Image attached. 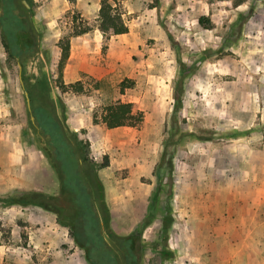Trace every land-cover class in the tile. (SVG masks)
I'll list each match as a JSON object with an SVG mask.
<instances>
[{
	"label": "rangeland",
	"instance_id": "1",
	"mask_svg": "<svg viewBox=\"0 0 264 264\" xmlns=\"http://www.w3.org/2000/svg\"><path fill=\"white\" fill-rule=\"evenodd\" d=\"M58 4L34 0L33 18L44 39L42 53L27 64L26 84L1 55L0 91L9 110L2 124H21L23 140L46 158L31 108H51L86 143L91 161H107L96 173L109 226L119 235L142 231L140 264H256L255 251L264 256V238L245 239L246 215L227 209L225 201L249 188L264 194V0H147L123 8L134 46L121 40L109 56L103 43V63L113 59L115 70L100 80L76 81L79 93L69 86L76 82L56 86L60 54L51 51L50 27L57 20L63 38L84 26L75 12L54 15ZM202 16L205 26L198 23ZM222 59L230 72L209 80L208 64ZM124 79L133 85L121 94ZM117 101L131 103L141 118L136 127L108 129L101 122L104 108ZM73 123L80 127L74 130ZM55 181L54 194L56 175ZM15 195L0 199L8 206L0 209V243L6 246L1 264H33L24 218L37 210L13 205ZM214 201L216 208L208 210ZM165 213L171 222L163 230Z\"/></svg>",
	"mask_w": 264,
	"mask_h": 264
},
{
	"label": "trees",
	"instance_id": "2",
	"mask_svg": "<svg viewBox=\"0 0 264 264\" xmlns=\"http://www.w3.org/2000/svg\"><path fill=\"white\" fill-rule=\"evenodd\" d=\"M122 2L99 0L97 26L105 38L128 31ZM34 13V0H0V42L6 61L20 64L25 84L27 64L42 53L41 32L32 21ZM198 23L205 26L208 19L202 16ZM56 45L60 51L56 86L63 89L66 85L61 80V73L69 54V40L60 38ZM132 85L133 81L124 79L119 84L120 93ZM69 86L77 93L81 91L79 82ZM31 115L45 139L44 153L57 177L58 191L56 194L25 191L10 197L9 201L35 205L52 213L56 222L67 228L87 264H140L144 249L142 231L134 229L126 235H119L109 226L103 187L96 173L99 167L107 166V161L100 166L91 161L87 157L86 143L76 133L68 131L51 108L33 104ZM140 121L129 102L109 104L101 116V122L108 129L136 127ZM166 215L162 218L163 230L171 222Z\"/></svg>",
	"mask_w": 264,
	"mask_h": 264
},
{
	"label": "crops",
	"instance_id": "3",
	"mask_svg": "<svg viewBox=\"0 0 264 264\" xmlns=\"http://www.w3.org/2000/svg\"><path fill=\"white\" fill-rule=\"evenodd\" d=\"M143 1L147 0H123L122 7L135 8L137 5L140 6ZM65 10L79 15L84 26L76 27L78 29L72 27L71 32L66 36L69 40V54L62 69L64 84L80 81L83 77H92L100 80L104 76L112 74L115 70L113 59H106V65L103 63L104 59L101 55L103 43L105 44L106 42L109 56H112L115 47L121 40L128 46H134L135 42L132 40L130 31L105 38L97 26L99 0H59V4L55 6L53 13L57 16V14ZM53 13L50 12L47 16H51ZM32 21L36 25V19L32 17ZM50 28L53 31L51 51L57 55L60 54V51L56 44L63 36V32L57 20L54 21V25ZM43 39L44 37L41 38V49L43 48ZM2 54L3 47L0 44V62H2ZM216 62L219 64L216 65L215 62L208 64L209 80L213 77L225 76L231 70L226 59L217 60ZM16 66L20 78L21 69L18 64ZM201 71L202 69L199 68L197 73L200 75ZM260 71L264 83V60ZM11 97L12 100L10 101L15 103L16 95L11 93ZM2 98L4 96L0 91V199L25 191L54 194L56 192L55 175L47 159L33 146L32 141H30L31 144H28V140H23L20 132L21 124H2L1 119H6L9 112L6 102ZM79 127L80 125L75 123L74 130ZM246 142V145L253 144L250 139H246ZM41 173H47L48 178ZM15 204L17 203L13 205ZM212 204H214V209L216 208L214 201V203L207 205L208 210L213 209ZM3 205L5 204L0 201V209L8 208V206ZM34 207L37 211L24 218V220L29 222L27 225L30 230L28 238L36 258L33 264H82L83 259L68 234L67 228L59 225L52 213L38 206L34 205ZM225 207L230 210H241V218L244 217L243 214L246 215V221H241L249 229V232L245 233V239L249 235L255 236L256 239L259 236L264 238V194L262 190L257 191L256 189L252 191L249 188L241 192L239 198L226 199ZM245 211L247 213H244ZM210 223L211 221L207 224ZM209 235L212 236L213 234ZM5 250V244L0 243V264ZM254 256L256 264H264L263 253H259L256 250Z\"/></svg>",
	"mask_w": 264,
	"mask_h": 264
},
{
	"label": "water",
	"instance_id": "4",
	"mask_svg": "<svg viewBox=\"0 0 264 264\" xmlns=\"http://www.w3.org/2000/svg\"><path fill=\"white\" fill-rule=\"evenodd\" d=\"M19 68L21 69V66L18 64ZM24 95L26 97V101H27V106H28V110L30 111V104H29V97L26 91H24ZM31 119H33V117L31 116Z\"/></svg>",
	"mask_w": 264,
	"mask_h": 264
}]
</instances>
